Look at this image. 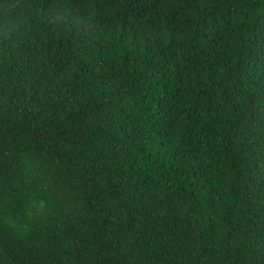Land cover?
Masks as SVG:
<instances>
[{"label":"trees","instance_id":"16d2710c","mask_svg":"<svg viewBox=\"0 0 264 264\" xmlns=\"http://www.w3.org/2000/svg\"><path fill=\"white\" fill-rule=\"evenodd\" d=\"M0 264H264V0H0Z\"/></svg>","mask_w":264,"mask_h":264}]
</instances>
